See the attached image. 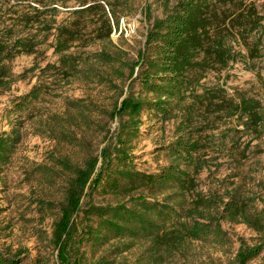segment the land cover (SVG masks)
<instances>
[{"label": "trees", "instance_id": "obj_1", "mask_svg": "<svg viewBox=\"0 0 264 264\" xmlns=\"http://www.w3.org/2000/svg\"><path fill=\"white\" fill-rule=\"evenodd\" d=\"M24 1L28 4L0 0L1 90L14 81L12 62L36 54L50 37L59 59L44 72L99 85L113 84V75L127 88L109 114L112 120L119 119V128L107 137L99 154L88 157L82 166L57 161L69 175L50 239L58 264H90L83 248L100 249L115 240L122 245L111 255H121L142 242L147 246L135 264H162L196 242L228 245L223 221L244 224L258 234L254 244L239 240L233 264H249L257 258L264 250V209L257 207L256 197L243 195L239 188L206 194L195 177L206 167L202 156L216 145L215 132L221 126L236 121L254 140L264 136L260 99L230 96L223 84L204 82L209 74L221 73L239 61L256 70L253 60L262 56L264 19L255 3L178 0L169 8L170 0H160L166 13L150 21L143 46L131 59L112 39L130 0H74L76 6L61 20L59 8H71L65 4L68 0ZM97 45L99 50H87ZM98 66L110 68L112 75ZM257 77L264 88L261 74ZM41 93L42 89L34 88L20 97L15 112L25 110ZM70 104L83 115L90 111L81 101ZM144 112L162 123L177 121L176 139L166 148L172 162L157 173L139 171L130 153ZM19 132L14 128L11 134L0 135V167L9 163ZM99 192L111 194L116 203L85 204ZM0 264L18 263L1 253ZM91 264L116 261L102 257Z\"/></svg>", "mask_w": 264, "mask_h": 264}, {"label": "rangeland", "instance_id": "obj_2", "mask_svg": "<svg viewBox=\"0 0 264 264\" xmlns=\"http://www.w3.org/2000/svg\"><path fill=\"white\" fill-rule=\"evenodd\" d=\"M177 1L170 0L169 8ZM251 2L264 19V0L247 3ZM16 3L28 4L24 0H11V4ZM65 4L71 8L60 7L59 20L67 18V11L76 6L74 0ZM147 10H150L148 18ZM165 13L160 0H130V6L120 17L119 30L112 33L113 42L127 51L129 58L136 59L150 23ZM253 41L251 38L250 42ZM262 41V56L253 60L257 65L255 71L239 61L221 73L209 74L204 82L208 86L223 84L230 96L245 94L260 99L264 105L263 82L257 77L260 73L264 80V38ZM53 42L54 38L50 37L36 54L16 58L11 64L14 81L9 89H0V135L11 134L14 128L20 130V141L9 163L0 167V254L15 259L18 264H58L50 239L60 216L57 206L64 200L69 175L57 161L82 166L88 157L99 154L107 137L119 128V119L112 120L109 114L123 99L122 90H127L106 66L98 68L107 76L112 75L111 85L78 77L66 81L44 72L43 69L59 59L51 47ZM100 48L97 45L87 50L94 52ZM34 88L42 89L39 98L25 110L15 112L20 97ZM75 101L89 106L90 111L85 110L83 115L70 104ZM142 120L140 135L132 143L130 153L139 171L157 173L172 162L166 148L176 139L177 121L162 123L147 112ZM242 130L236 121L221 126L215 132L216 145L202 156L207 161L206 167L195 177L206 194H223L239 188L243 195L255 196L257 207L264 209V136L254 140ZM89 202L106 205L116 200L111 194L99 192L86 199L85 204ZM47 203L55 207L50 208ZM222 227L228 233V245L196 242L162 264H233L240 239L248 244L257 242L258 234L244 224L223 221ZM119 245L122 242L115 240L103 248L88 246L83 251H87L90 264L102 257L114 259L116 264H135L147 246L140 242L121 255H111ZM249 264H264V250Z\"/></svg>", "mask_w": 264, "mask_h": 264}]
</instances>
